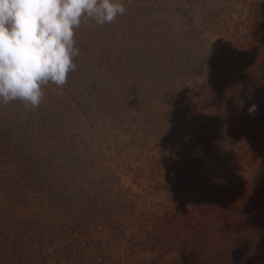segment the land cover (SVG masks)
<instances>
[{
  "label": "rangeland",
  "instance_id": "1",
  "mask_svg": "<svg viewBox=\"0 0 264 264\" xmlns=\"http://www.w3.org/2000/svg\"><path fill=\"white\" fill-rule=\"evenodd\" d=\"M120 2L74 29L62 88L0 102L1 264H140L121 234L264 178V0ZM72 219L82 262L57 249Z\"/></svg>",
  "mask_w": 264,
  "mask_h": 264
},
{
  "label": "trees",
  "instance_id": "2",
  "mask_svg": "<svg viewBox=\"0 0 264 264\" xmlns=\"http://www.w3.org/2000/svg\"><path fill=\"white\" fill-rule=\"evenodd\" d=\"M262 69L257 67L254 71L258 74ZM253 183L247 190L232 195L219 190L224 192L219 197L181 208L162 206L148 225L137 227L136 234H121L120 246L129 253H134L131 247L143 248L148 257L140 264H264V178L256 175ZM61 230L63 238L58 251L70 263L82 262V247L76 240L82 222L72 219ZM87 260V264H102L107 258L91 256ZM116 263L125 264L121 257Z\"/></svg>",
  "mask_w": 264,
  "mask_h": 264
},
{
  "label": "clouds",
  "instance_id": "3",
  "mask_svg": "<svg viewBox=\"0 0 264 264\" xmlns=\"http://www.w3.org/2000/svg\"><path fill=\"white\" fill-rule=\"evenodd\" d=\"M126 11L120 0H0V102L37 108L42 86L62 88L75 71L74 29L82 19L103 26Z\"/></svg>",
  "mask_w": 264,
  "mask_h": 264
}]
</instances>
